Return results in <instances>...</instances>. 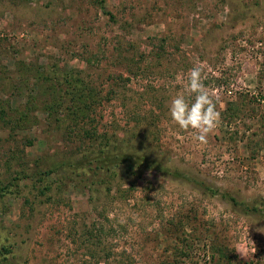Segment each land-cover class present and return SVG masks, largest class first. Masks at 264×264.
I'll use <instances>...</instances> for the list:
<instances>
[{
	"label": "rangeland",
	"instance_id": "1",
	"mask_svg": "<svg viewBox=\"0 0 264 264\" xmlns=\"http://www.w3.org/2000/svg\"><path fill=\"white\" fill-rule=\"evenodd\" d=\"M99 1L0 0V188L23 166L52 169L109 141L264 201V0ZM193 67L221 114L206 143L169 116ZM65 78L90 95L73 124L57 121L69 103L46 110L68 101ZM16 110L28 115L22 128L10 124ZM126 169L94 194L69 183L41 196L15 180L20 196L0 200V243L15 264H264V214L185 178Z\"/></svg>",
	"mask_w": 264,
	"mask_h": 264
},
{
	"label": "trees",
	"instance_id": "2",
	"mask_svg": "<svg viewBox=\"0 0 264 264\" xmlns=\"http://www.w3.org/2000/svg\"><path fill=\"white\" fill-rule=\"evenodd\" d=\"M100 4H103V0L99 1ZM70 77V76H68ZM71 78V77H70ZM65 82L67 84V100H56L52 104L46 106V110L49 112L48 116H52L53 113H57L58 108L65 102L69 103L67 107H65V112H62L64 119H59L58 122H65L66 120L70 121L72 124L74 122L81 121L83 118L87 116V112L89 109L88 105V97H90L89 93L87 95V89L83 88L81 85H77V81L70 80L67 81L65 78ZM69 88H72V91H68ZM63 102V103H62ZM61 112H58V114ZM16 117H14L10 124H12V128H22L23 124L28 121V115L25 111H15ZM7 115L5 112L0 111V121L5 122L8 121ZM84 139H89L93 142H97L98 140L94 137L96 133H90L84 131ZM107 140V139H106ZM102 146L97 147L95 150H88L87 153H84L81 158L74 162H65L60 166H56L52 169H44L40 170L37 167V164L33 165L34 169H28L26 166H23V169L18 171L17 178L13 179L12 183L9 181L4 184L0 188V200H4V198L8 196H20V187L18 182L15 184V180H28L32 182L33 189L39 190V195L45 196V193L54 188L57 193H61L63 188L67 186L69 183H73L79 185L81 188L86 189L91 192V194L97 193L99 191L100 186L107 183V181L111 180L113 177H117L121 167H126L127 174L135 175V170L138 168H143L144 170H155L161 174H165L166 176H170L172 178H185L187 180H191L202 190L206 191L207 194L211 196L220 195L225 201H227L230 206L235 209L240 210L244 214L254 213V214H264V201H240L231 196L228 193H218L216 189H213L211 186L205 185L201 181H197L196 179L190 178L184 173H181L177 170H170L162 163H160L156 159H150L146 156H139L134 153H129L122 151L120 147L109 143L106 141ZM28 146H32L33 141H28ZM111 144V145H110ZM35 163V162H34ZM32 173H30V171ZM20 176V177H19ZM51 176L55 177L56 180L51 181ZM15 187V190H10L11 187ZM47 196V195H46ZM51 197L47 198L46 201H49ZM12 245L6 243H0V264H15L14 257L10 256L12 254ZM217 253L222 254V250L215 249Z\"/></svg>",
	"mask_w": 264,
	"mask_h": 264
},
{
	"label": "clouds",
	"instance_id": "3",
	"mask_svg": "<svg viewBox=\"0 0 264 264\" xmlns=\"http://www.w3.org/2000/svg\"><path fill=\"white\" fill-rule=\"evenodd\" d=\"M183 84L184 91L177 92L170 100V119L179 130L190 131L194 140L206 143L207 134L217 126L221 114L204 84L199 67L189 71ZM186 95L194 99H187Z\"/></svg>",
	"mask_w": 264,
	"mask_h": 264
}]
</instances>
